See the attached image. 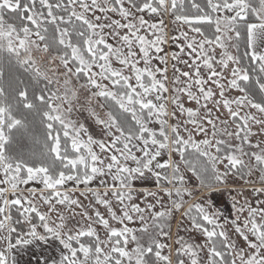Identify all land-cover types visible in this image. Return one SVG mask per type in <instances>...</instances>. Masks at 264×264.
Wrapping results in <instances>:
<instances>
[{"label": "snow or ice", "instance_id": "1", "mask_svg": "<svg viewBox=\"0 0 264 264\" xmlns=\"http://www.w3.org/2000/svg\"><path fill=\"white\" fill-rule=\"evenodd\" d=\"M0 264H264V0H0Z\"/></svg>", "mask_w": 264, "mask_h": 264}]
</instances>
